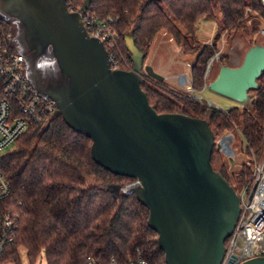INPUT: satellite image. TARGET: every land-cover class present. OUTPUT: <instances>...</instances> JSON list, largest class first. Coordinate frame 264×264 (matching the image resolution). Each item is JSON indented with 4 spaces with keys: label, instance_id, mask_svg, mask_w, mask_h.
<instances>
[{
    "label": "trees",
    "instance_id": "obj_1",
    "mask_svg": "<svg viewBox=\"0 0 264 264\" xmlns=\"http://www.w3.org/2000/svg\"><path fill=\"white\" fill-rule=\"evenodd\" d=\"M84 1L77 0L75 6H82ZM215 2L222 18L216 41L223 32L229 37L241 31L252 36L260 32L264 6L259 0ZM89 11L110 20L118 34L111 48L105 45L117 68L134 66L126 45L128 34L144 63L154 39L164 32L185 55H195L192 83L196 90H202L207 63L217 47L200 45L197 25L202 19L216 20L211 0H92ZM256 44L260 42L250 39L248 49ZM229 58V54L220 56L219 69L229 65L225 62ZM257 81L258 88L248 95L251 108L226 112L168 90L162 82L154 83L150 78H145L141 86L157 113L206 119L214 134L237 129L241 116L246 151L258 156L264 152V72ZM91 145L85 134L71 129L58 114L43 130L31 125L16 141L14 150L0 156V172L11 188L10 197L2 205L17 216L15 241L0 256V262L20 264L19 249L24 248L28 264H36L42 252L46 264H138L139 260L166 264L158 234L148 224L149 210L136 197L137 180L114 175L98 165L92 158ZM211 160L235 191L248 184L250 165L243 164L228 175V164L215 146Z\"/></svg>",
    "mask_w": 264,
    "mask_h": 264
},
{
    "label": "water",
    "instance_id": "obj_2",
    "mask_svg": "<svg viewBox=\"0 0 264 264\" xmlns=\"http://www.w3.org/2000/svg\"><path fill=\"white\" fill-rule=\"evenodd\" d=\"M91 1L71 13L66 0H0V11L19 22L24 56H40L51 47L58 81L43 86L35 78L33 84L56 101L71 129L92 141L98 165L137 180L136 197L149 210L148 224L158 234L166 264H221L241 205L238 193L213 167L214 132L206 119L159 114L150 105L143 75L162 83L165 78L144 65L131 34L126 45L133 68L112 67L104 44L82 24ZM263 72L264 45L256 44L239 65L221 66L207 88L244 102ZM241 264H264V256Z\"/></svg>",
    "mask_w": 264,
    "mask_h": 264
},
{
    "label": "built area",
    "instance_id": "obj_3",
    "mask_svg": "<svg viewBox=\"0 0 264 264\" xmlns=\"http://www.w3.org/2000/svg\"><path fill=\"white\" fill-rule=\"evenodd\" d=\"M66 1L69 12H81L82 6H75L77 0ZM259 2L264 6V0ZM82 24L88 35L98 39L104 46L111 48L118 41V34L112 28L111 21L91 14L89 9L82 13ZM262 34L264 35V29ZM14 36L10 24L0 18V156L10 151L16 141L28 132L31 125L43 130L60 114L56 101L43 95L33 82L25 79V57L17 49ZM212 45L210 42L209 46ZM108 56L112 67L117 68L114 56ZM219 59L220 53L215 52L208 61L202 90L193 87L192 77L187 74L177 76V86L185 89L186 95L191 99L226 112L227 110H222L214 103L195 95V92L207 88L212 66ZM187 66L191 70V64ZM235 130L226 129L214 134L215 149L224 160L232 163L236 158ZM252 156V175L242 196L239 195L241 212L234 231L225 242L221 264H241L246 260L264 256V153L258 156L252 153ZM10 195L8 179L0 172V256L14 243L17 232V216L2 205ZM138 264L148 263L139 260Z\"/></svg>",
    "mask_w": 264,
    "mask_h": 264
},
{
    "label": "rangeland",
    "instance_id": "obj_4",
    "mask_svg": "<svg viewBox=\"0 0 264 264\" xmlns=\"http://www.w3.org/2000/svg\"><path fill=\"white\" fill-rule=\"evenodd\" d=\"M214 9L217 12V18L215 21H210L212 24H210V29L208 30V33H205L203 35L197 34L199 38V43L201 46L208 45L211 42L213 45L216 44L217 52L220 53V56L229 54L230 58L227 62L229 65L237 66L241 63L247 49H248V43L250 39L254 41H259L260 44L264 45V35L262 34V30L264 29V24L260 27V32L254 34L253 36L250 34H247L245 32H240L234 35L233 37H229L227 33L223 32L219 40H215L216 30L218 27L222 26V18L219 13L217 4L215 0H211ZM247 3L250 2V0H246ZM3 10L5 12H10L11 8H7L6 5H3ZM0 18L5 19L10 24L11 31L15 34V19L13 18H6V16L3 15V13L0 11ZM162 38V43H159L160 39ZM169 42V43H168ZM166 46V47H165ZM178 48L182 50L181 47H178L174 41L171 40V38L164 32H161L157 35V37L154 39L150 49L148 50L147 57L144 61V65H151L153 69L159 73V67L161 66L164 69H167L168 67L172 66V62L176 60L177 58V51ZM18 49V48H17ZM181 53V52H180ZM179 61L184 63L182 65V72L190 76V68H188L187 64H192L193 59L195 58V55L189 56L180 54ZM220 60V59H219ZM160 63V65H159ZM219 61H216L214 65L212 66V70L210 73V77L208 79V82L214 79L218 73L219 67H218ZM187 66V67H186ZM173 68V67H172ZM171 70V69H170ZM26 71V68H25ZM146 78H150L146 76ZM152 79V78H150ZM155 82L156 80L152 79ZM163 84L166 86V89H170L179 93H187V91L183 88H179L177 86V83L175 84V81L168 80L167 82H163ZM161 88V87H157ZM163 89L164 93H167V90ZM162 90V89H161ZM195 95L202 97L203 99L210 101L217 105L222 110H228L231 108H239L240 111H242L243 108L250 109L251 108V99L247 98L244 102H237L235 100H232L230 98H227L225 96H222L220 94H217L213 91H210L208 88H206L204 91L201 92H195ZM234 149L236 151V158L234 162L232 163L229 160H226V163L228 164L225 168V172L230 175V173H235L240 169V165L246 164L251 165L254 157L250 155L246 151V143L242 136V120L241 116L239 117L238 121V127L234 132ZM15 146H12L9 150H14ZM264 153V152H263ZM261 153L260 155H263ZM235 164V165H234ZM245 188V187H244ZM244 188L237 187L236 192L238 195L242 196ZM19 256H20V264H28L27 259V253L24 248L19 249ZM36 264H46L45 255L42 252L40 254V257L38 258Z\"/></svg>",
    "mask_w": 264,
    "mask_h": 264
},
{
    "label": "flooded vegetation",
    "instance_id": "obj_5",
    "mask_svg": "<svg viewBox=\"0 0 264 264\" xmlns=\"http://www.w3.org/2000/svg\"><path fill=\"white\" fill-rule=\"evenodd\" d=\"M66 5H67V1H66ZM15 23V36H14V41L15 44L17 45L18 49L20 51H24L27 46H26V40L25 38H23V36H21V28H20V24L18 21H14ZM49 49V48H48ZM48 49L45 51L44 54L40 55V56H36L34 54L30 53H26L25 54V68L26 70L30 71L32 73V81L33 79H37V81H39L41 83V85H46L47 83H55L58 81V76L57 77H53L51 75H49L47 78L42 77L41 75V71H37V61L38 59H40L41 57L47 56V55H51L52 56V52L49 54L48 53ZM53 57V56H52ZM47 71V70H46ZM146 78V75H143V80ZM214 167V166H213ZM215 169V167H214ZM216 170V169H215ZM218 171V170H216Z\"/></svg>",
    "mask_w": 264,
    "mask_h": 264
},
{
    "label": "crops",
    "instance_id": "obj_6",
    "mask_svg": "<svg viewBox=\"0 0 264 264\" xmlns=\"http://www.w3.org/2000/svg\"><path fill=\"white\" fill-rule=\"evenodd\" d=\"M210 24H212L210 22V20H206V19L200 20L198 25H197V34L203 35L205 33H208V30L210 29ZM162 42L163 41L161 38L159 43H162ZM177 53H178L177 58L175 61H173L171 63L172 64L171 67H168L167 69H164L161 66L159 67L160 68L159 71H160L161 75L164 76V78H165L164 82L165 81L167 82L168 80H173V81H175V84H176L177 83V76L181 75V74H185L184 72H182V65H184V63L180 62L178 59L179 56H181L180 54H183L182 50L180 48H178ZM152 64L153 63H151V65ZM159 65H160V63H159ZM190 75H191V70H190Z\"/></svg>",
    "mask_w": 264,
    "mask_h": 264
},
{
    "label": "clouds",
    "instance_id": "obj_7",
    "mask_svg": "<svg viewBox=\"0 0 264 264\" xmlns=\"http://www.w3.org/2000/svg\"><path fill=\"white\" fill-rule=\"evenodd\" d=\"M52 51L51 47L48 49V53L50 54ZM47 70V71H46ZM37 71H41V75L44 78H47L49 75L53 77H57L59 75V66L58 61L55 57L51 55H47L41 57L37 61ZM32 73L28 70L25 71V79L32 82Z\"/></svg>",
    "mask_w": 264,
    "mask_h": 264
},
{
    "label": "bare ground",
    "instance_id": "obj_8",
    "mask_svg": "<svg viewBox=\"0 0 264 264\" xmlns=\"http://www.w3.org/2000/svg\"><path fill=\"white\" fill-rule=\"evenodd\" d=\"M169 43V42H168ZM166 47V46H165ZM235 165V164H234Z\"/></svg>",
    "mask_w": 264,
    "mask_h": 264
}]
</instances>
